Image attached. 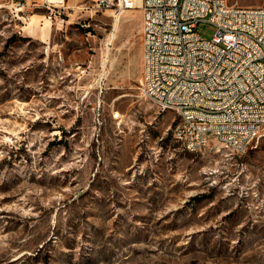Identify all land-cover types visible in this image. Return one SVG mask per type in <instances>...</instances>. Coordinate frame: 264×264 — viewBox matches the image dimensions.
I'll return each instance as SVG.
<instances>
[{"label":"rangeland","instance_id":"obj_1","mask_svg":"<svg viewBox=\"0 0 264 264\" xmlns=\"http://www.w3.org/2000/svg\"><path fill=\"white\" fill-rule=\"evenodd\" d=\"M44 1L0 0V264H264V135L243 155L184 150L122 58L142 8ZM116 27L117 61L99 62Z\"/></svg>","mask_w":264,"mask_h":264},{"label":"built area","instance_id":"obj_2","mask_svg":"<svg viewBox=\"0 0 264 264\" xmlns=\"http://www.w3.org/2000/svg\"><path fill=\"white\" fill-rule=\"evenodd\" d=\"M63 10V0H45ZM96 10L142 8V95L160 111L174 110V136L184 150L201 152L217 140L243 155L264 135V5L229 0H94ZM201 22L217 28L202 37Z\"/></svg>","mask_w":264,"mask_h":264},{"label":"crops","instance_id":"obj_3","mask_svg":"<svg viewBox=\"0 0 264 264\" xmlns=\"http://www.w3.org/2000/svg\"><path fill=\"white\" fill-rule=\"evenodd\" d=\"M85 1L86 0H67V6L71 7V8L79 7V5L80 6L83 5V3ZM90 12H92V10ZM86 14H89V13L86 12ZM142 21H143V17H142ZM73 23H74V21L71 18H69L66 21V25H65V23H64V25L63 24L60 25L56 22V29L57 30H63V28H64L63 26H68V25L73 24ZM50 28H51V26H50ZM121 31H122V33H120L121 37H126L127 35H129V33H128L129 30L122 29ZM84 34H85L86 40H90L88 37L90 35V31H85ZM111 35L113 36V39L110 40L109 42H106L107 38H104L105 42H104L103 53L99 52V54H98V61L99 62H101L102 55L104 56L105 63L108 61V59H112V60L114 59L117 61V27L113 29V31L111 32ZM133 35H134L133 38H129V39H125V40L121 41V45L119 47L121 49L122 58L125 60L127 59V61H130V63L131 62L134 63L135 68H137V70L141 73V76H142L143 54H144L142 28L139 31H137V33L135 32ZM66 38L68 40H70L69 37L66 36ZM100 44H101V42H100ZM62 45H63V43H62ZM89 48L93 49L92 47H89ZM102 70H103V72H105L106 77H107L109 72H110L109 68H107L105 65L102 68ZM116 75H117V69H116Z\"/></svg>","mask_w":264,"mask_h":264},{"label":"bare ground","instance_id":"obj_4","mask_svg":"<svg viewBox=\"0 0 264 264\" xmlns=\"http://www.w3.org/2000/svg\"><path fill=\"white\" fill-rule=\"evenodd\" d=\"M31 21V20H30ZM30 21H29V23H30ZM33 23V22H32ZM32 25V24H31ZM29 27V26H28ZM30 29V28H29ZM32 30V29H31ZM36 30V29H35ZM37 31V30H36ZM30 32V31H29ZM33 32H34V30H33ZM37 33V32H36ZM39 33V32H38ZM49 34H50V26L49 25H44V26H42V28L40 29V33H39V35L42 37V39L44 40L45 38H48V36H49ZM37 38V37H36ZM117 114V113H116ZM116 117V116H115ZM210 142L211 141H203L202 142V149L204 148V147H207L208 145H210ZM251 145H252V143H246V150H249V148L251 147ZM225 148H226V146H224ZM186 151H188V150H186ZM230 152H232V151H230ZM237 155H240V154H237Z\"/></svg>","mask_w":264,"mask_h":264}]
</instances>
